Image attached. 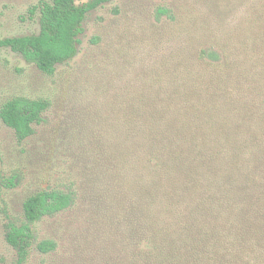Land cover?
I'll use <instances>...</instances> for the list:
<instances>
[{
	"label": "trees",
	"instance_id": "trees-1",
	"mask_svg": "<svg viewBox=\"0 0 264 264\" xmlns=\"http://www.w3.org/2000/svg\"><path fill=\"white\" fill-rule=\"evenodd\" d=\"M110 1L39 0L27 10L39 32L0 49L54 76L76 57L88 14ZM162 1L155 31L122 44L140 59H103L78 76V97L103 101L61 128L70 173L23 201L20 226L6 224L15 264L27 260L31 225L79 203L89 237L65 264H264V0ZM52 106L12 97L0 121L21 144ZM33 247L55 254L59 242Z\"/></svg>",
	"mask_w": 264,
	"mask_h": 264
},
{
	"label": "rangeland",
	"instance_id": "rangeland-1",
	"mask_svg": "<svg viewBox=\"0 0 264 264\" xmlns=\"http://www.w3.org/2000/svg\"><path fill=\"white\" fill-rule=\"evenodd\" d=\"M38 1L0 0V39L37 34V15L30 17L27 10ZM163 4L162 0H112L90 12L78 36L76 57L59 66L54 76L41 73L9 49H0V105L16 96L53 101L52 108L45 114V122L36 128L34 136L21 144L16 142L13 131L0 121V264L16 262V252L5 239V226L8 222L17 226L22 224L23 201L37 191L58 185L70 173L68 166L73 159L63 152L59 136L61 128L70 129L77 119L80 120L81 113L88 114L97 101H103L92 98V102L89 101L91 108L86 105L87 100L78 97L81 71L98 67L97 61L103 59H108L110 64L114 59L123 65L134 63L133 56L140 59L134 49L131 52L125 48L121 53L126 46L122 44L135 40L144 31L154 32L153 14ZM234 19L236 3H233L226 23L230 24ZM94 36H98L99 44L90 42ZM11 180L13 186L7 184ZM82 213L83 206L79 203L77 208L65 214L46 217L31 225L34 242L24 264H65L66 259L77 252L73 250L74 242L89 237L81 228L84 225L80 220ZM71 223L74 224L72 228ZM43 239L59 242V250L55 254H39L33 246Z\"/></svg>",
	"mask_w": 264,
	"mask_h": 264
}]
</instances>
